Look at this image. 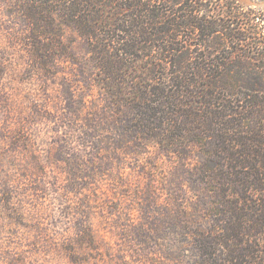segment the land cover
Masks as SVG:
<instances>
[{
	"label": "rangeland",
	"instance_id": "1",
	"mask_svg": "<svg viewBox=\"0 0 264 264\" xmlns=\"http://www.w3.org/2000/svg\"><path fill=\"white\" fill-rule=\"evenodd\" d=\"M59 8L0 0V264H220L227 249L210 258L198 242L220 232L202 152L136 138L144 93L120 92L172 63L111 48Z\"/></svg>",
	"mask_w": 264,
	"mask_h": 264
},
{
	"label": "trees",
	"instance_id": "2",
	"mask_svg": "<svg viewBox=\"0 0 264 264\" xmlns=\"http://www.w3.org/2000/svg\"><path fill=\"white\" fill-rule=\"evenodd\" d=\"M216 1L38 0L59 3L65 22L107 35L99 40L111 48L157 50L153 60L172 63L167 81L149 67L137 82L132 73L121 82V93H144L131 103L135 136L177 153L198 147L220 215V232L203 233L201 252L212 258L227 249L217 259L224 264H264V10Z\"/></svg>",
	"mask_w": 264,
	"mask_h": 264
}]
</instances>
